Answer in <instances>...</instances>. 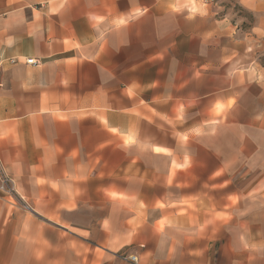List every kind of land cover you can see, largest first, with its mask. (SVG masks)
<instances>
[{
  "label": "crops",
  "instance_id": "1",
  "mask_svg": "<svg viewBox=\"0 0 264 264\" xmlns=\"http://www.w3.org/2000/svg\"><path fill=\"white\" fill-rule=\"evenodd\" d=\"M0 161V264H264V0H0Z\"/></svg>",
  "mask_w": 264,
  "mask_h": 264
},
{
  "label": "built area",
  "instance_id": "2",
  "mask_svg": "<svg viewBox=\"0 0 264 264\" xmlns=\"http://www.w3.org/2000/svg\"><path fill=\"white\" fill-rule=\"evenodd\" d=\"M26 65L36 66L38 62L30 59L26 61ZM0 191L5 193H11L13 191V186L11 180L6 176L3 165L0 161ZM124 261L132 264H137V259L134 256L125 257Z\"/></svg>",
  "mask_w": 264,
  "mask_h": 264
}]
</instances>
